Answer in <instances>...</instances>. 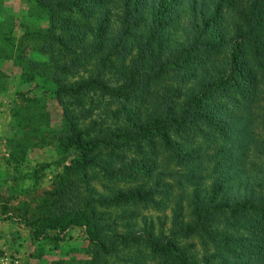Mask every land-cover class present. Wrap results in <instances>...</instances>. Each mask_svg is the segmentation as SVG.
<instances>
[{"label": "rangeland", "instance_id": "rangeland-1", "mask_svg": "<svg viewBox=\"0 0 264 264\" xmlns=\"http://www.w3.org/2000/svg\"><path fill=\"white\" fill-rule=\"evenodd\" d=\"M91 1L66 0V6L56 10L59 39L50 54L42 51L44 39L40 35L51 25L50 13L35 0H0V264H95L93 254L99 247L81 217L79 208H84L83 204L75 207L65 202L68 194L64 191L69 183L94 198L111 199L119 191H148L147 199L131 197L98 208L101 218H105L103 225L108 226L105 242L111 251L103 257L102 264H171L145 242L126 246L115 235L142 228L143 220L155 233L163 231L165 235L191 222L195 190L207 189L217 178L226 179L231 193H235L242 178L233 176L236 160L226 163L228 157L220 149L226 145L229 155L246 162L247 172L249 162L258 156L253 140L264 145V82L262 71L254 63L239 66L234 80L224 84L223 89L202 94L198 109L223 124L230 118L248 119L253 138L245 146L228 141L201 115L194 116L178 131L168 132L172 140L180 143L181 165L158 134L139 143L110 144L109 134L120 135V127L156 116L166 90H176V96H181L179 102L199 96L195 77L201 76L202 68L190 58L187 69L161 76L128 99L104 95L91 87L80 89L79 84L94 76L99 65L106 85L114 88L125 84L139 52L137 39L143 37V31L134 30L128 41L119 39L120 25L113 21L105 52L94 54V50L91 57H80L94 42L88 29H93L97 14L90 16L93 8L86 7L89 14L82 15L75 4L82 6ZM248 1L208 0L206 5L218 11L219 23L230 25L231 30L237 19L236 9ZM226 8L230 13L226 14ZM183 16L182 31L167 42L172 49L188 46L185 39L193 40L199 34L189 25L190 13ZM77 24L84 25L87 32L80 33ZM217 32V28L209 29L205 37ZM232 36L233 33L224 37L228 56L229 46L234 43ZM115 38L121 45L131 44L125 48V55H110ZM55 61L68 65L56 68ZM252 72L256 81H251ZM67 107L75 117L80 116L77 122L81 128L99 140L91 154L94 162L87 170L88 176L72 178L71 182L67 181L68 167L63 166L74 153V149L63 145ZM197 162L206 170L202 176L211 178L195 186L186 175L191 171L188 166L194 167ZM215 166L221 169L218 177ZM13 178L17 181L13 182ZM63 208L75 214L60 226L56 222L61 220ZM208 230L218 239L229 237L231 242L220 247L207 236L176 238V247L186 253L188 264H264V208L243 215H217ZM7 256L12 263L4 261Z\"/></svg>", "mask_w": 264, "mask_h": 264}, {"label": "trees", "instance_id": "trees-1", "mask_svg": "<svg viewBox=\"0 0 264 264\" xmlns=\"http://www.w3.org/2000/svg\"><path fill=\"white\" fill-rule=\"evenodd\" d=\"M35 1L38 6L50 13L51 25L45 33L40 35L44 39L42 51L51 54L59 39L55 28V13L57 9L66 6V0ZM206 3H209L208 0H92L90 4L86 3L82 6L75 4L82 15L89 14L86 7L93 8L90 16L97 14L92 25L93 29H88L94 42L88 50H83L81 56L79 54L80 57H91L94 50V54L105 52V40L113 21L120 25L118 38L125 41L129 40L128 36H131L134 30L143 31V37L137 39L135 46L139 52L134 59L125 84L114 88L111 85H106L104 70L99 65L94 76H90L88 81L79 84L80 89L85 90L91 87L104 95L128 99L161 76L187 69L190 58L195 59L193 64L202 68L201 76L195 77L196 87L201 92L199 96L179 102L181 96H176V90H166L160 100L156 116L150 117L148 121L143 123L120 127V135L109 134L111 137L110 144L139 143L153 134H158L164 147L171 152L178 165H181L183 155L178 151L180 143L172 140L168 132L178 131L184 124L191 122L194 116L199 115L210 120L211 125L218 133L230 142L245 146L253 138L252 125L248 119L240 118L236 121L234 118H230L227 119L226 124H223V121L215 120L214 115L205 114L198 109L204 93H213L223 89L224 84L234 80V74L239 66H250L254 63L262 71L264 82V0H249L246 6H238L236 9L237 19L232 24L231 30H229L230 25L219 23V12L215 9L212 10ZM185 13H190L191 23L189 22V25L199 34L196 38L192 37L193 40L191 38L185 39L186 44H189L188 46H174L172 49L167 42L170 37L175 38L182 31V20ZM227 13H230V8H226ZM77 26H79L80 33L87 32L84 25L77 24ZM185 28L189 29L187 24ZM212 28H217L218 32L212 33V36L207 39L205 35ZM232 33L234 43L230 46L227 44L231 54L228 56V50L224 49L225 43H227L224 37L226 34ZM118 38H115L111 45L110 55L123 56L127 53L125 48L131 45L129 42H124L121 45ZM62 63L56 62L53 65L56 68L68 65ZM210 63L213 65L208 68ZM198 70L199 67L194 69L195 72ZM250 78L251 81L257 80L254 72L251 73ZM55 80L59 83L56 76ZM64 118L63 145L65 149L69 147L74 149L72 157H67L68 159L66 158L67 160L63 164V166L68 167L66 169L67 181L71 182L72 178H86L88 176L87 170L94 162L91 154L97 149L99 140L90 137L86 130L81 128L80 123L77 122L80 116L75 117L68 107L64 109ZM253 141H255L254 144L258 149V156L249 162L247 172L245 171L246 162H241L240 157L229 155L230 149L226 145L220 149L228 157L226 163H231L232 160L237 162L234 166L233 176H242L234 190L235 193H231L230 184L226 179H213L207 189L194 191L191 198L193 208L190 216L191 222L182 225L181 228L175 227L169 235H165L163 231L158 234L153 231V227L147 225L146 220H143L142 228L132 229L126 235L116 234L115 237L121 239L126 246L143 241L171 264H188L186 253L176 247V238L178 237L207 236L214 245L226 247L231 242L229 237L218 239L215 233L208 230L212 220L223 213L243 215L264 208V145H261L260 141L256 139ZM185 156L188 157V154ZM68 160L71 161L69 166H67ZM188 167L191 171L188 170L186 179L195 186H198L201 181L211 178L208 175L202 176L201 173L206 170L203 169L204 167L200 162H197L194 167ZM215 171L218 177L221 169L215 166ZM12 181L16 182L17 180L13 178ZM70 184L64 191L65 194H68V199H65V202L73 203L75 207H80L83 204L84 208H79L82 210L81 217L86 220L92 241L97 242L99 247L93 254V262L102 264L103 257L111 251L105 242L108 226L103 225L105 218H101L98 208L109 207L112 202L120 203L131 197L147 199L148 191L145 193L136 190L119 191L111 199L107 197L94 198L81 193L80 188ZM74 214L75 212L68 214L66 208H63L59 214L61 220L56 223L63 226L64 221L69 220L70 216Z\"/></svg>", "mask_w": 264, "mask_h": 264}, {"label": "built area", "instance_id": "built-area-1", "mask_svg": "<svg viewBox=\"0 0 264 264\" xmlns=\"http://www.w3.org/2000/svg\"><path fill=\"white\" fill-rule=\"evenodd\" d=\"M4 261L12 263V262L10 261V258H9L8 256H7L6 258H4ZM17 263H18V261L14 262V264H17Z\"/></svg>", "mask_w": 264, "mask_h": 264}]
</instances>
